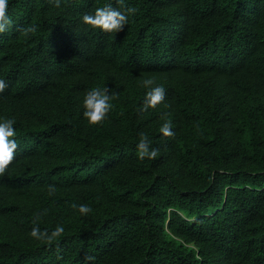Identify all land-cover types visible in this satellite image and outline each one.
Segmentation results:
<instances>
[{"label": "trees", "instance_id": "16d2710c", "mask_svg": "<svg viewBox=\"0 0 264 264\" xmlns=\"http://www.w3.org/2000/svg\"><path fill=\"white\" fill-rule=\"evenodd\" d=\"M105 5L128 16L116 31L82 20ZM6 13L0 118L17 148L0 174V264H264V0H8ZM96 87L111 107L89 124ZM142 134L155 157H139Z\"/></svg>", "mask_w": 264, "mask_h": 264}, {"label": "clouds", "instance_id": "9594fccd", "mask_svg": "<svg viewBox=\"0 0 264 264\" xmlns=\"http://www.w3.org/2000/svg\"><path fill=\"white\" fill-rule=\"evenodd\" d=\"M8 6V0H0V32L5 31L6 26L11 24V18L7 15L6 9ZM128 11H134V9H128ZM85 24L98 27L101 30L113 32L120 28L122 24H125L128 20L126 12L119 9L112 8L110 5L98 7L95 13L92 15L85 14L82 17ZM144 85H152V79H146L143 81ZM6 83L3 79H0V91L6 87ZM164 86L162 84L151 87L145 94L144 101L145 109L148 107H156L164 98ZM106 88H92L85 94L83 105V116L86 118L89 124H97L102 121L106 113H108L111 103L110 97ZM14 119L0 118V174L4 173L5 169L12 162L14 157V150L17 148V141L14 138L16 131L13 127ZM161 131L165 135H171V128L169 122H165L161 126ZM138 155L141 159L145 156L153 158L157 155L156 149L149 150L148 138L142 134V138L138 143ZM54 185H49L50 190H54ZM78 207L79 212L84 214L88 213L91 209L89 205L80 204L73 205ZM64 231L63 226H57L54 231L49 234L47 231H41L37 227H33L30 231V235L37 240H52L60 233ZM91 259V257H89Z\"/></svg>", "mask_w": 264, "mask_h": 264}, {"label": "rangeland", "instance_id": "374dc122", "mask_svg": "<svg viewBox=\"0 0 264 264\" xmlns=\"http://www.w3.org/2000/svg\"><path fill=\"white\" fill-rule=\"evenodd\" d=\"M95 166H92L91 168L93 169Z\"/></svg>", "mask_w": 264, "mask_h": 264}]
</instances>
